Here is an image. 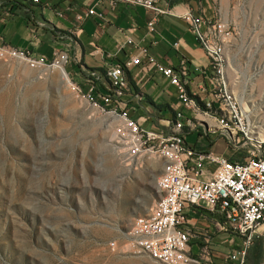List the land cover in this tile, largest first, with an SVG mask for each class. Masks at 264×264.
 <instances>
[{
  "label": "rangeland",
  "instance_id": "rangeland-1",
  "mask_svg": "<svg viewBox=\"0 0 264 264\" xmlns=\"http://www.w3.org/2000/svg\"><path fill=\"white\" fill-rule=\"evenodd\" d=\"M227 18L237 33L229 78L263 123L264 0H232ZM51 72L0 60V264H158L129 232L158 199L163 162L124 160L109 88L84 92ZM259 232L248 264H264Z\"/></svg>",
  "mask_w": 264,
  "mask_h": 264
},
{
  "label": "built area",
  "instance_id": "built-area-1",
  "mask_svg": "<svg viewBox=\"0 0 264 264\" xmlns=\"http://www.w3.org/2000/svg\"><path fill=\"white\" fill-rule=\"evenodd\" d=\"M109 1L115 7L145 9L150 13V30L159 18L176 16L175 0ZM85 12L84 16L78 15L79 19L104 18L95 7ZM181 18L205 52L214 75L210 87H205L211 100L204 106L186 91L189 69L184 58L180 68L175 69L158 63L147 47L138 46L127 61L106 72L109 94L102 99L113 107L107 114L116 122V143L124 160L132 164L150 156L163 162L157 182L158 199L147 216L135 219L129 237L140 253L158 264H215L210 232H198L188 221L189 209L199 211L204 206L223 218L226 228L218 226L230 233L235 246L237 237L241 240L238 247L226 254L223 264H248L250 249L264 227V122L256 121L261 112L255 113L245 106L229 78L227 50L237 33L222 3L218 2L212 18L191 11ZM127 44L134 45V41L128 38ZM0 60L46 72L56 66L64 68L70 58L62 51L50 61L28 50L0 45ZM141 66L155 68L168 79L184 105L183 110L175 112L168 134L143 130L126 109H119L128 89L127 71ZM92 92L93 89L89 98L95 101ZM185 110L190 111L191 116H187ZM199 115L203 117L201 120L197 119ZM203 126L207 132L224 137L235 153L247 149V156L240 160L229 159L188 144L187 133Z\"/></svg>",
  "mask_w": 264,
  "mask_h": 264
},
{
  "label": "crops",
  "instance_id": "crops-1",
  "mask_svg": "<svg viewBox=\"0 0 264 264\" xmlns=\"http://www.w3.org/2000/svg\"><path fill=\"white\" fill-rule=\"evenodd\" d=\"M219 1L227 16L232 0H175L176 16L159 18L150 30V13L145 9L115 7L109 0H0V45L28 50L50 61L66 52L70 60L65 70L84 92L93 86L104 92L103 85L109 87L107 70L124 63L138 46H144L164 66L179 69L184 58L189 69L186 91L204 106L211 100L205 87H210L214 75L209 59L181 16L191 11L212 18ZM89 7H95L104 18L79 19ZM128 38L134 45L127 44ZM127 79L128 89L120 106L145 128L170 133L175 112L184 109L177 89L155 68L135 67L127 71ZM185 113L191 116L190 111ZM215 135L204 126L198 127L187 133L186 141L229 159L247 156V149L235 153L224 137ZM187 215L196 231L210 232L215 264H223L226 254L241 243L237 237L235 246L230 233L218 226H227L218 213L203 206L199 211L189 209Z\"/></svg>",
  "mask_w": 264,
  "mask_h": 264
},
{
  "label": "bare ground",
  "instance_id": "bare-ground-1",
  "mask_svg": "<svg viewBox=\"0 0 264 264\" xmlns=\"http://www.w3.org/2000/svg\"><path fill=\"white\" fill-rule=\"evenodd\" d=\"M57 71H60L61 75L64 76V78H66L69 81L68 73L63 67L56 66V67L52 68V72H51L52 75H54Z\"/></svg>",
  "mask_w": 264,
  "mask_h": 264
},
{
  "label": "water",
  "instance_id": "water-1",
  "mask_svg": "<svg viewBox=\"0 0 264 264\" xmlns=\"http://www.w3.org/2000/svg\"><path fill=\"white\" fill-rule=\"evenodd\" d=\"M202 125H205V124L202 123Z\"/></svg>",
  "mask_w": 264,
  "mask_h": 264
}]
</instances>
